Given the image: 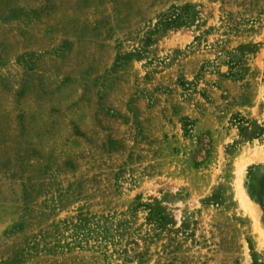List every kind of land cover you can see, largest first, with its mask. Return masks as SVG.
<instances>
[{
  "label": "rangeland",
  "instance_id": "obj_1",
  "mask_svg": "<svg viewBox=\"0 0 264 264\" xmlns=\"http://www.w3.org/2000/svg\"><path fill=\"white\" fill-rule=\"evenodd\" d=\"M263 150L264 0H0V264H264Z\"/></svg>",
  "mask_w": 264,
  "mask_h": 264
},
{
  "label": "bare ground",
  "instance_id": "obj_2",
  "mask_svg": "<svg viewBox=\"0 0 264 264\" xmlns=\"http://www.w3.org/2000/svg\"><path fill=\"white\" fill-rule=\"evenodd\" d=\"M263 151H264V150H263ZM260 153H261V151H260ZM260 153H259V154H260ZM263 153H264V152H263ZM255 156H256V158H257L258 154L255 155ZM251 159H252V157H251ZM244 163L246 164V162H244ZM242 164H243V163H242ZM243 165H244V164H243ZM240 166H241V165H240ZM240 190H241V189H239L238 191H240ZM242 194H243V193H242ZM244 195H245V193H244ZM245 196H246V195H245ZM246 197H247V196H246ZM241 198H242V197H241ZM242 200H243V199H242ZM242 202H243V201H242ZM244 202H245V200H244ZM245 204H247V202H246ZM242 205H243V203H242ZM244 206H245V205H244ZM248 206H249V205H248ZM249 207L251 208V206H249ZM247 208H248V207H247ZM247 208H246V209H247ZM243 209H244V207H243ZM252 209H253V208H252ZM252 209H250V211H251ZM247 210H248V209H247ZM250 211H248V212H250ZM252 211H253V210H252ZM252 211H251V212H252ZM251 212H250V214L253 213V212H252V213H251ZM259 233H260V232H259ZM261 235H262V233H261ZM263 235H264V234H263Z\"/></svg>",
  "mask_w": 264,
  "mask_h": 264
}]
</instances>
